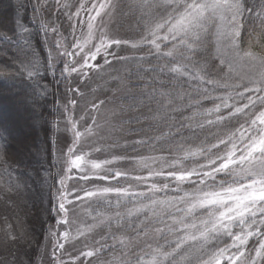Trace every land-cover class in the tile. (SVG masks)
Masks as SVG:
<instances>
[{
	"label": "trees",
	"instance_id": "1",
	"mask_svg": "<svg viewBox=\"0 0 264 264\" xmlns=\"http://www.w3.org/2000/svg\"><path fill=\"white\" fill-rule=\"evenodd\" d=\"M2 2L8 8L10 21L8 20V25L0 22V86L16 89V94L13 95L23 96L33 112L30 121L35 123L29 139L30 157L25 163L16 159L15 162L20 163L19 167L12 165L8 156L6 159L2 153L12 150V144L8 128L0 121V129L6 130L0 131V264H36L46 239L54 238L52 242L55 250V237L59 238L64 232L76 233L77 229L76 226L68 225L71 223L73 208V203L67 202L71 201L69 195L63 201L67 209L68 223H57L65 218V213L59 210V203L62 202L61 192L69 193V177L61 176L59 172L54 145V134L57 122L62 118L63 104H69L72 118L75 114V99L62 84L57 83L58 76L52 75L53 65L59 58L55 57L46 39L49 34H54L56 39H63L65 33L71 31L65 17L70 11L63 3L59 12H56V0H0ZM140 2L141 0L119 1L120 21L123 23L129 20L137 33L132 37L134 43L140 41L145 34L143 13L137 7ZM243 3L246 11L238 39L239 47L241 50L251 48L252 51L264 55V0H243ZM38 9L43 12L41 21H37ZM160 43L163 51L171 47L168 42ZM222 47L225 55L231 51L226 42H223ZM135 49V52H131L132 58L126 63L128 68L124 67L119 74L125 80L124 91L112 98L121 112L116 126L118 131L121 130L124 141L114 142V129V137L109 143H113L115 152L124 160L132 163L140 154L144 155V161L155 159L158 166H163L182 155L181 147L187 149L215 142L218 136L238 127L237 118H233L230 123L225 122L223 127L207 124L200 126L206 119L200 113L213 107V100L198 95L202 91L200 81L192 79L188 73L199 71L202 67L212 78L223 77L214 35H210L204 46L190 58L180 51H175L173 56L158 54L147 43ZM127 53L130 52L123 54ZM30 62L37 63L38 74L32 77L24 70ZM176 64L187 66L184 75L171 71ZM248 72V67L241 63L237 65L233 77L237 73L244 76ZM224 91L217 89L212 95L220 96ZM239 119L243 122V118ZM11 153L14 156L13 150ZM202 159L203 157L190 159L184 164L186 167H194ZM171 170L163 167L165 173ZM156 171L147 170L144 178H148L150 172ZM119 177L102 180L105 186L101 189L127 188L132 193L144 192L159 200L182 196L184 192H191L196 188V185L186 182L177 191L175 182L162 176L144 180L143 186L138 183L135 187H125L124 181L136 180L135 177L131 174ZM61 179L64 180L63 186L60 184ZM153 182L161 185L167 182L170 187L152 193L148 190V185ZM83 200L87 202L81 210L84 220L109 218L99 228V239L95 241L98 251L93 256V264H135L137 257H145V253L150 251L148 244L154 246L157 242H164L154 231L157 227H164L156 217L149 213L145 220L144 214L127 215L128 210L136 203L134 196L118 197L116 193H108L80 199L77 205L82 207ZM27 202L33 203L31 210L34 213L29 216L26 215L28 207L23 205ZM172 211L179 215L174 209ZM118 212L119 217L116 215ZM33 215L39 217L37 222ZM117 219L120 220L119 225L116 223ZM163 219L171 223L168 216ZM141 229L147 230L148 235L138 236ZM121 238L125 241L123 245L120 243ZM168 239L172 240L174 237L169 236ZM259 239L260 237L253 236L248 240L245 246L246 255H255L254 249L258 247ZM223 242L231 243V239L224 237ZM129 244L132 248H126ZM83 245L84 242L78 240L70 241L66 246L69 253H74L69 257L70 260H78L84 252ZM89 248L92 246L89 245ZM53 257V263L57 264L58 260ZM73 263L70 261L65 264Z\"/></svg>",
	"mask_w": 264,
	"mask_h": 264
},
{
	"label": "snow or ice",
	"instance_id": "2",
	"mask_svg": "<svg viewBox=\"0 0 264 264\" xmlns=\"http://www.w3.org/2000/svg\"><path fill=\"white\" fill-rule=\"evenodd\" d=\"M109 7L110 0H104L98 6L92 5L95 15L89 18V34L84 44L93 38L92 21ZM137 7L143 13L145 34L132 47L147 43L158 54L173 56L175 51H180L190 58L204 46L210 35L215 36L223 77L212 78L202 67L199 71L188 73L192 79L200 81L202 91L198 95L213 100V107L200 113L206 118L200 126L223 127L225 122L230 123L233 118H237L238 127L218 136L215 142L187 149L181 147L182 155L166 162L159 171L150 172L147 178L162 176L171 179L177 191L181 184L192 183L196 185L194 191L158 200L144 192L132 193L127 188L105 187L88 191L86 196L108 193H116L118 197L134 196L136 203L128 210V216L144 214L147 220L150 213L164 225L154 229L164 242H157L154 246L148 244L150 251L145 253L146 258L137 257L135 264H264V55L251 48L241 50L239 47L238 39L246 11L243 0H141ZM225 41L231 50L227 55L222 47ZM160 42H168L171 47L163 51ZM121 43L120 40L102 35L99 44L94 45L95 52L90 53V58L95 60L102 49L108 54V48ZM76 47L83 51L82 44L78 43ZM67 54L72 55L70 52ZM105 62L108 63L107 60ZM241 63L248 67L249 72L244 76L237 73L234 78L236 67ZM85 65L91 67L87 59ZM186 68V65L176 64L171 71L184 75ZM24 70L29 77L38 74L37 63L30 62ZM217 89H224V94L213 97L212 93ZM239 118H243V122ZM75 135L78 140L81 133L77 131ZM71 152L73 149L69 148ZM198 157L203 159L196 166H185V161ZM84 163L82 154L70 157L68 171L80 169ZM92 167L99 168L100 164L92 163ZM163 167L172 170L165 173ZM121 175L124 174L119 171L115 173L116 177ZM60 184L64 185L63 179ZM169 187L167 182L162 185L153 182L148 185V190L156 193ZM68 195L67 192H61L59 210L65 213V218L57 223H68L63 202ZM173 209L179 215L174 214ZM116 215L119 217L120 213ZM164 216H168L171 223L163 219ZM116 223L119 225L120 220L117 219ZM68 235V232L63 233L65 239ZM139 235L147 236L148 232L141 229ZM169 236L174 239L169 240ZM253 236L260 237L258 247L254 249V256L246 255L245 246ZM224 237H229L231 243H224ZM124 242V238H121L120 243L123 245ZM58 247L62 249L64 245L60 243ZM96 251H86L83 256L93 257Z\"/></svg>",
	"mask_w": 264,
	"mask_h": 264
},
{
	"label": "rangeland",
	"instance_id": "3",
	"mask_svg": "<svg viewBox=\"0 0 264 264\" xmlns=\"http://www.w3.org/2000/svg\"><path fill=\"white\" fill-rule=\"evenodd\" d=\"M119 1L110 0L111 7L101 11L100 16L92 21L94 24L93 38L84 44L89 34V18L95 15L92 5L98 6L104 0H70V2L56 0L58 4L56 12H59L63 3L70 11L65 17H67V25L70 26L71 31H67L63 39H56L54 34L47 35L46 39L50 48L53 49L55 57L59 58L53 65L52 75L58 76L57 83L62 84L70 96L75 99L73 103L75 114L71 118L70 106L64 102L62 118L56 125L54 145L59 172L61 176L68 175L69 177V198L73 203V208L71 223L68 225L76 226L77 229L76 233L68 232L67 239L63 237V234L59 238L55 237L57 239L55 250H53L52 242L54 238L46 239L36 264H54L53 256L58 260L57 264H65L70 261H73V264H93L95 262L93 257H85L83 253L97 249L95 241L99 239V228L109 218L84 220L81 210L85 208L87 202L83 200L84 205L81 207V205H77L79 200L91 198L86 196V193L104 187L105 184L101 181L115 178L117 171L124 175L144 177V172L147 170L156 171L162 167L157 165L155 159L144 161V155L140 154L133 159L132 163H129L115 152L113 143H109L114 137V129L116 131L114 142L116 140L124 141L121 130L118 131L116 126L121 112L119 107L113 103L112 98L124 91L125 80L119 74L122 73L124 67L128 68L126 63L133 56L131 52L136 51V47H132L134 43L132 37L137 33L133 25L129 24V20L123 23L120 21ZM7 9L4 2L0 3V22L8 25L10 17ZM77 13L79 14L77 15ZM42 18L43 12L38 9L37 21H41ZM61 18L63 19L64 15ZM102 35L112 40H120L122 43L113 44L107 49L108 54L102 49L96 59L92 60L90 53L95 52L94 45L99 44ZM78 43L83 45V51L76 47ZM69 52L72 55H68ZM125 52L130 53L123 54ZM86 59L87 64L91 67L85 65ZM65 66H67V71ZM73 68L76 71H72ZM14 90L16 89L0 86V121L4 127L8 128L13 157L25 163L30 157L29 139L32 137V126L35 122L30 121L33 118L30 106L22 98V95L14 96L16 94ZM77 131L81 133L78 140L75 135ZM69 148H72L73 152L69 153ZM81 154L84 155L85 163L80 169L72 168L71 171H68L70 157ZM106 161L108 163H105ZM92 163H98L100 167L93 168ZM146 179L124 181V185L125 187H135L140 183L139 185L143 186ZM80 195L82 196L80 197ZM32 202L23 204L28 207L26 213L28 216L34 213L31 210V204L35 201ZM38 219L39 217L34 216L36 222ZM72 240L84 242L82 246L84 252L78 260L69 259L74 253H69L66 246ZM60 243L64 245L62 249L58 247ZM89 245L92 248H89ZM126 248H132V246L129 244L126 245Z\"/></svg>",
	"mask_w": 264,
	"mask_h": 264
},
{
	"label": "bare ground",
	"instance_id": "4",
	"mask_svg": "<svg viewBox=\"0 0 264 264\" xmlns=\"http://www.w3.org/2000/svg\"><path fill=\"white\" fill-rule=\"evenodd\" d=\"M7 149H10V147H8ZM11 152H12V150L10 149L8 151V153H5L4 151L2 153L5 155L6 159H7V156H8V160H9L10 163H12V165L21 167L20 163H16L15 162L16 159L13 157Z\"/></svg>",
	"mask_w": 264,
	"mask_h": 264
}]
</instances>
